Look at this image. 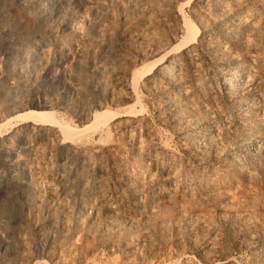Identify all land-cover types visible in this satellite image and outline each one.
Wrapping results in <instances>:
<instances>
[{
	"label": "rangeland",
	"instance_id": "1",
	"mask_svg": "<svg viewBox=\"0 0 264 264\" xmlns=\"http://www.w3.org/2000/svg\"><path fill=\"white\" fill-rule=\"evenodd\" d=\"M0 264H264V0H0Z\"/></svg>",
	"mask_w": 264,
	"mask_h": 264
},
{
	"label": "bare ground",
	"instance_id": "2",
	"mask_svg": "<svg viewBox=\"0 0 264 264\" xmlns=\"http://www.w3.org/2000/svg\"><path fill=\"white\" fill-rule=\"evenodd\" d=\"M186 23H187V22H186ZM189 25H190V24H189ZM190 26H191V25H190ZM192 26H193V25H192ZM192 26H191V27H192ZM188 28H190V27H188ZM193 28H194V27H193ZM191 31H193V30H191ZM189 32H190V31H189ZM190 33H191V32H190ZM196 36H197V35H195L193 38H196ZM188 38H190V35H189ZM184 40L186 41V40H188V39L185 38ZM165 67H166V68H165V69H166V72L170 74L171 71L173 70V66H171V65H166ZM149 70H150V69H149ZM141 71H142V70H141ZM141 75H142V74H141ZM134 77H135V76H134ZM103 114L105 115V113H103ZM103 114H102L100 111L96 112L95 114L93 113V116H94V118H95V120H96L95 123H96V122L99 123V122L102 120V119H101V116H102ZM109 114H110V113H109ZM105 116H106V115H105ZM107 116H109V115L107 114ZM109 117H110V116H109ZM109 117H108V118H109ZM105 118H106V117H105ZM93 121H94V120H93ZM98 121H99V122H98ZM103 121H104V120H103ZM71 134H72V133H71ZM71 134H70V135H71ZM67 135H69V134H66V136H67ZM67 137H68V136H67ZM72 137H73V136H72Z\"/></svg>",
	"mask_w": 264,
	"mask_h": 264
}]
</instances>
